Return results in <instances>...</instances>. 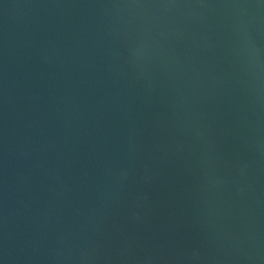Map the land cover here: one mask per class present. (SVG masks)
Returning <instances> with one entry per match:
<instances>
[{
	"label": "water",
	"instance_id": "95a60500",
	"mask_svg": "<svg viewBox=\"0 0 264 264\" xmlns=\"http://www.w3.org/2000/svg\"><path fill=\"white\" fill-rule=\"evenodd\" d=\"M0 264H264V0H0Z\"/></svg>",
	"mask_w": 264,
	"mask_h": 264
}]
</instances>
